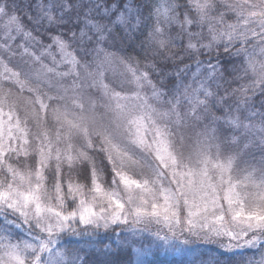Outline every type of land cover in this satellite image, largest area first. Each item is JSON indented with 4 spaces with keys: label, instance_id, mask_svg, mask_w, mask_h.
I'll list each match as a JSON object with an SVG mask.
<instances>
[{
    "label": "snow or ice",
    "instance_id": "6c2138e0",
    "mask_svg": "<svg viewBox=\"0 0 264 264\" xmlns=\"http://www.w3.org/2000/svg\"><path fill=\"white\" fill-rule=\"evenodd\" d=\"M0 264H264V0H0Z\"/></svg>",
    "mask_w": 264,
    "mask_h": 264
},
{
    "label": "trees",
    "instance_id": "16d2710c",
    "mask_svg": "<svg viewBox=\"0 0 264 264\" xmlns=\"http://www.w3.org/2000/svg\"><path fill=\"white\" fill-rule=\"evenodd\" d=\"M160 259L163 261L165 259V257H163V255H161Z\"/></svg>",
    "mask_w": 264,
    "mask_h": 264
}]
</instances>
